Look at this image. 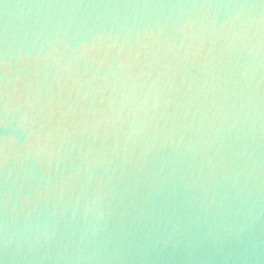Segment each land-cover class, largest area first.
<instances>
[{
    "label": "water",
    "instance_id": "obj_1",
    "mask_svg": "<svg viewBox=\"0 0 264 264\" xmlns=\"http://www.w3.org/2000/svg\"><path fill=\"white\" fill-rule=\"evenodd\" d=\"M0 264H264V0H0Z\"/></svg>",
    "mask_w": 264,
    "mask_h": 264
}]
</instances>
